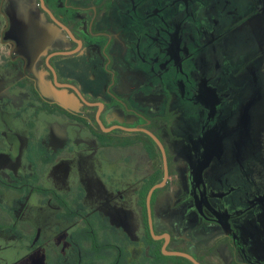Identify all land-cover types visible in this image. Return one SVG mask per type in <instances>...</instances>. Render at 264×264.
<instances>
[{"label": "rangeland", "instance_id": "obj_1", "mask_svg": "<svg viewBox=\"0 0 264 264\" xmlns=\"http://www.w3.org/2000/svg\"><path fill=\"white\" fill-rule=\"evenodd\" d=\"M201 1L202 6H211L204 11L205 16H210L211 23L207 26L202 23L198 25V14L191 5L192 2L196 4L198 0H172V3L176 5L180 6L182 4L185 22L189 25L186 28L190 34H185L183 51L185 56L192 54L191 58L193 57V60L191 63L195 67L197 66L194 80L197 82L198 77L200 78L203 75L202 80L206 81L207 84L209 83L210 87L216 90L212 99L213 107L211 111L200 106H197L196 110L185 108V115L182 116L187 118V121L182 125V129L187 136L191 134L201 144L199 151H197V160H201L203 165L211 164L216 177L219 176L218 174L221 177L227 175L230 181L233 182L235 186L230 191L232 202L227 200L216 202L214 211H212L200 202L185 199L188 197L189 192L192 193L193 189L189 185V171L187 165L181 160V162H178L177 154L173 153L170 156L173 161V181L170 182L164 192L158 194L155 198V211L157 217H160L162 201L170 197L167 202L170 201L171 203L177 195L180 196L181 194L184 200H180L172 208H167L168 212L164 214L163 219L178 238L186 240V244L197 247L201 245L203 240L211 239L214 235H226L228 230L225 225L232 223L235 227L233 230H237L233 232L234 234H230L232 237L230 240L234 245H232V242L229 243V240L222 241L213 254L203 255L202 259L205 264H264V0ZM188 3L191 5L190 7L186 6ZM131 11L133 15L136 14L134 7L131 8ZM153 14L155 16L157 14L159 17L164 16V12L159 11H154ZM163 30L169 31L165 40L162 38ZM131 34L135 36L134 39H137V45H139L141 39L145 38L151 44L163 43L164 51L156 54L161 53L164 57H166L168 51L177 50L178 41L181 40L180 35L173 36L171 28L161 26L157 27L156 30L147 31L145 26L138 24L131 28ZM193 34H195V41L191 40V50L189 51L187 49V38L191 37L193 39ZM173 61V57H169L164 63V68L157 69L154 67L152 68L153 73H162L166 67L165 65L169 63L168 69ZM2 63L3 60L0 58V64ZM7 67H9V70L0 72V74L3 73L0 76V94H2L3 89L18 80L14 78L13 73L15 70L21 69L20 67ZM185 69H187V64L182 67V70ZM205 69L207 72L204 74ZM172 73L173 70L161 74L154 81L155 85L165 82ZM90 75L95 77L92 73ZM179 83L178 86L176 85V89L180 88ZM4 94L12 100L17 108L30 100L22 90H17L15 94L9 91L4 92ZM45 94L52 97V94L48 91H45ZM0 101V138H4V142L0 139V149H7L12 152L8 153L6 151L0 154V177L12 182L9 176L11 173L15 176L35 175L33 166L28 163L26 153L22 154L27 145L23 140L24 135L21 136V141L18 138L22 132L21 120H27V117H30L31 114L26 113L23 119L14 118L13 113H11L13 110L11 106L7 108L8 110L1 107L2 102H6V99L0 97ZM190 105V102H185L186 107ZM26 108H29V106ZM76 109V111L87 114L91 120L95 119L97 109L87 111L83 107L81 109L80 105ZM257 111L262 114L259 122L256 119L251 120V115L254 112L257 113ZM170 115L175 117L176 113ZM194 115H200L204 118L201 122V130L198 129L199 124L193 126L189 122L191 118H195ZM40 118L41 120H37V127L32 126L31 128V124L28 123L26 130H28V133L30 130V134L33 133L35 138L45 136L49 148H51L50 145L53 142V139H51L53 133L51 132H58L57 135L61 134L63 136L59 137L60 141L58 140L61 143L65 142L64 135L68 133L70 136L74 134L76 136L75 141L78 140L81 145H92L89 138L82 136L77 130L71 129L73 124L69 120L52 117L46 113L41 114ZM23 125H25V121H23ZM198 135L200 136L197 138ZM171 140L173 142L167 138L170 150L176 145L174 142L176 137H172ZM66 146L64 147L66 148ZM55 147L59 149L60 145H55ZM19 151L22 155H19ZM14 154L19 156L16 157ZM68 156L70 154L65 151L59 158V161H62L43 175V186L62 195H67L76 188L83 187L82 189H85L88 194L87 199L82 204L85 209L82 208L80 203L76 204L75 202L70 203V208L75 207L86 210L88 217H92V213L98 210L101 216L103 218L107 217L113 222V225L121 222L122 227L125 225L130 230L135 229L138 239L146 237L147 212H142L139 191L143 179L152 170L149 157L145 151L139 147L121 148L114 152L104 153L100 160L86 154H80V158L78 156V159L73 162L65 159ZM104 157L110 158L106 161L114 168L109 167L104 161ZM180 157L179 155V159ZM159 160V165L163 166L161 156ZM108 180L115 184L111 192L106 191V187H103L102 193L100 188L96 190L95 186H92L93 188L86 186V184L93 185L96 181H102L107 183L109 187L111 182L109 183ZM95 194L99 196L97 197ZM101 194L108 195V199L105 201ZM0 196L6 203L11 199L8 197V193L5 194L3 191ZM37 200L38 196L36 194L30 195V200L26 205L18 207L14 215L15 218L22 221L27 220L34 230L39 231V236L41 235L42 239L45 237V239L52 240V244L61 250L66 262L77 264L79 259L76 258L78 255L75 254L74 248L67 245L69 239L60 237L66 235V232H72L73 225L64 217H60V220L57 219V214L54 215L52 210L46 208L48 205L54 211L56 210L53 202L49 200H46V205L42 204V199L40 200V205L45 206L46 213L40 217H35L38 213ZM212 202L213 197L209 199V204ZM205 208L208 216L217 221L214 226L207 225L208 218L202 214ZM196 213L201 215L200 222ZM228 217H233L231 223ZM220 220L224 221V225L219 224ZM49 222L55 226L48 225L45 227V223ZM30 229L28 226L25 229L27 235L34 233V230ZM19 240L21 239L11 237L5 230H0V259L6 248L12 244L11 242H19ZM27 243L29 241L25 239L20 241V244L24 245L26 249H30L31 246L27 247ZM162 246L163 241L160 248ZM172 246L170 245V247ZM31 251V254L26 256L22 263L17 264H45V257L41 249L36 251L34 248ZM15 257V253L12 256L6 255L4 262L0 261V264H12ZM133 258L136 259L134 255ZM174 262V260L169 259L160 264H174ZM181 264L188 263L182 262Z\"/></svg>", "mask_w": 264, "mask_h": 264}, {"label": "flooded vegetation", "instance_id": "obj_2", "mask_svg": "<svg viewBox=\"0 0 264 264\" xmlns=\"http://www.w3.org/2000/svg\"><path fill=\"white\" fill-rule=\"evenodd\" d=\"M3 1L6 4L8 1L12 2L13 0ZM121 1L122 0H103L98 5L93 6V3H88L86 5L80 3L75 4L72 2V0H32V3L29 4V6L34 8V10L44 18L46 23L49 24L57 32V35L52 40L50 50H48L46 54H44L40 58L38 63L39 70L46 73V81L49 85V89L47 88V85L46 88H40L41 85L38 84L37 79L33 74L29 73V65L27 60L18 53L14 46L7 43H5L4 45L0 44V58L5 64V66L3 63L0 64V72H6V70H9V67L7 66H11L12 68H21L20 70H15V72L13 73L14 78H17L18 80L2 90V94H0V97L2 99H6V102H2L1 107H3L2 109H6V107L9 108L11 106L14 111H23V109L28 106H32L33 108H40V104L42 102H45L55 108H60L66 111L71 116H73V118L60 115L58 113L50 114L42 110L39 111V115H34L38 118V121L41 120L40 115L45 113L59 119H67L74 126L79 125L80 127H83L85 131L88 132L90 136H92L97 141L99 147L113 152L121 148H141L148 155L151 164L150 168L152 170L151 173L143 179L141 189L145 184V180L152 176L157 169L162 170L163 180V166L159 165V159L160 156L162 158V154L157 144L148 134L141 131L133 132L128 130L141 128L150 131L162 142L168 158L170 175L167 180L166 186L163 188L164 192L170 182L173 181L172 178L174 177V174L172 173L173 161L170 156L173 153L177 154L179 145H185L184 148L187 149L188 145L191 142V138H195L191 134L187 136L186 132H184V130L182 129V125L187 121V118H184V116H182L185 115V108H193L196 110V107L200 106L204 109L208 108L211 111L213 107L212 99L213 95H215L214 91L216 90L212 89L209 83L207 84L206 81L202 80L203 75L200 76V78L198 77L197 82L196 80H194L195 69L197 66L195 67V65L191 63V61L193 60V57L191 58L192 54H188L187 56H185L183 51L185 34L188 33L189 35L190 33L186 28L189 25L185 22L184 9L181 7L182 4L180 6L176 5L172 3V0H130L131 6L129 7V14L131 16L132 24L130 25L128 32H121L120 30L116 31L112 28H109L108 30L98 31L97 24L102 20V13L106 10V8H110L111 6H113V4H119ZM192 3L191 5L193 6L196 14H198V25H200L201 23L206 26L210 25V16H205L204 11L206 10V8H210L211 6H202L203 4L202 1L200 2V0H198L196 4ZM191 5L189 3L186 4L187 7H190ZM93 7H95V9H93ZM132 7H134V11H136L135 15H133L131 11ZM48 11L59 24L52 18ZM154 11L164 12V16L159 17L157 16V14L155 16L153 14ZM138 24H141V26H145L147 31L152 29L156 30V28L160 26L164 28H171L173 36L177 34V36L180 35L181 37V40L178 41V49L168 51L166 57H164L161 53L156 54L160 51H164L163 43L151 44L145 38L141 39V41H139V45H137V39H134L135 36L131 34V28L137 26ZM168 34V30H163L162 38L165 40ZM191 40L195 41V34H193V39H191V37L187 38V49L189 51L191 50ZM116 45L120 46L122 52L127 51V58L121 56L120 54L119 61L121 66L120 69L117 70L113 68L115 57L112 55V49ZM80 55L84 60L80 63H77L75 65V69H72L73 67H70V65L66 63V61L75 57H79ZM169 57H173V64L168 69L167 66L169 63L165 65L166 67L164 71L160 74L153 73L152 68H164V63L166 60H168ZM98 58L100 63L99 67L97 66ZM127 60H131V66L129 67H127L125 63V61ZM185 64H187V69L182 70V67ZM171 70H173V73L167 78L165 82L155 85L154 81L157 80L161 74H164ZM206 72L207 71L205 69L204 74ZM91 73L94 74L95 77H92L90 75ZM2 74L3 73H1L0 76H2ZM103 78H106L107 80L105 89L102 90L101 88H98L96 90H91V93L87 90V87L101 86ZM178 83L180 84V88L176 89V85L178 86ZM41 87L44 86L42 85ZM17 90H22V92L30 98L29 101L27 100L28 103H23V105H21L19 108L14 106L12 100H10L7 95L4 94V92L7 91L14 92L15 94ZM32 90H35L37 92L36 96L32 93ZM45 91L51 93L52 97L45 94ZM35 98H37V100L41 103L36 102ZM185 102H190L191 105L186 107ZM78 105H80L81 109L83 107L87 111H94L95 109H97L95 119L93 118L91 120L87 114L76 111V107ZM171 113H176L175 117H172L170 115ZM98 114L105 128L114 129L110 132H104L97 122ZM194 116V119H201L202 122V117H200V115ZM27 118V120L23 119V121H25V125H22V132L20 135H24V137H27L26 151L29 147L30 142V133H28V130H26V126L30 117L28 116ZM197 124H199L198 129L201 130L202 123H192L193 126ZM74 126L71 129L75 131L76 129ZM90 127L96 130L99 128L104 133L105 137L102 135L97 136ZM184 136H186L187 139H184ZM199 136L200 135H198L197 138ZM172 137H176V140H174L176 145L174 144L175 147H172V150H170L167 138H169L170 141L173 142V140H171ZM38 139H40L39 141L41 142L42 146H44L47 150L52 151L53 153L61 151V154L58 156L55 162L52 165L48 166L49 168L46 169V171L48 172L51 168L55 167V165L59 161V158L65 151L69 154H73L76 151V146L73 145L75 140L74 135H71L69 137V142L67 143L66 148L64 147L63 149L57 151L49 148L48 143L45 141V136L38 137ZM149 142L153 144L155 151L158 154L157 162L153 161L149 155V151L147 149V143ZM173 149L175 150L174 152ZM8 153L12 152L8 151ZM15 156L18 157V155ZM11 175L13 174L11 173L9 176L11 177ZM20 176L21 175L16 177ZM42 178L43 176L41 177V181ZM0 179L2 178L0 177ZM157 195H153L152 197L153 220L154 202ZM37 196L40 198V200L42 199L39 195ZM28 199H30V195L25 198V203L21 205H26L27 201H29ZM83 200L84 198L81 200V202H79L82 208H84V206L82 205ZM47 207L49 206L47 205ZM53 211L54 210L52 209V212ZM84 211L86 212V210ZM53 213L54 215L57 214V212ZM92 214H98L100 217H102L98 212H93ZM57 219L60 220L61 218L57 215ZM106 219L108 218L106 217ZM17 221L20 224L19 229L25 232V229H27V226H25L26 223L23 224L22 222H20V220ZM108 221L112 227L121 230L127 236L128 241L123 243L119 242V244L116 243V246L114 247L115 251H113L112 253L108 252L107 256H104L103 254V256H101L102 258L96 257L99 260L102 259V263L104 261L103 259L105 258H107L111 262L112 260H115L116 256H122L121 252L123 251V249L121 247L125 246V248H128L134 245H130V238L126 234V232L112 225L109 219ZM79 222L80 221H77L74 224L70 223L72 225H75L73 226L74 228H71L73 231L70 232L68 230L69 232H66V235H63L61 237L69 239L67 245L71 248H74L75 254L78 255L76 259H79L78 262L81 263L82 261L80 260L82 259L80 258H82V254L76 248L77 244L73 243L74 234L80 230L78 227ZM207 222L217 224L215 220L211 219H207ZM33 232L34 233L31 235L35 236L34 240H36L37 246L39 245L43 247L46 260L45 248L49 247L48 245L52 244V240L45 239V237L42 239L41 235L39 236V231L34 230ZM155 232L158 236H162L157 233L156 228ZM168 235L170 236V242L167 246V249L169 251H178L190 254L201 264H205L202 259V257H204L203 255L208 256L213 254L216 247L212 248V246H214L218 241L222 243V240H218L209 247L201 249L198 254L193 255L192 253L183 250L171 249L170 245H172L173 237L171 234ZM145 238L146 237L140 239V241L137 242L136 245L141 248L143 247L145 251H147L148 257L151 259L153 264L162 263L163 261L156 262L152 257H150V247L144 243ZM162 241L164 246V240L156 242H159V244H161ZM232 245H234L233 242ZM162 248H160V250L164 257L169 258L170 260L172 258H179L165 256L162 252ZM124 257L128 264L129 260L127 259H129V257ZM174 264L181 263L175 261Z\"/></svg>", "mask_w": 264, "mask_h": 264}, {"label": "crops", "instance_id": "obj_3", "mask_svg": "<svg viewBox=\"0 0 264 264\" xmlns=\"http://www.w3.org/2000/svg\"><path fill=\"white\" fill-rule=\"evenodd\" d=\"M103 0H72L73 3L75 4H88V3H93L94 5H98L100 2H102ZM32 3V0H13L12 2H7L5 4V2L3 0L0 1V44L4 45L5 43L12 45L15 47V49L18 51V53L23 56V58H25L28 62L29 65V73L33 74L34 77L37 79L38 84H40L41 86L43 85L44 87L40 88H46V85L48 86L47 88L49 89V85L46 81V73L43 71L39 70V60L40 58L46 54V52L48 50H50L51 48V44H52V40L53 38H55V36L57 35L56 30H54L49 24L46 23V21L44 20V18L34 10V8L30 7L29 4ZM130 0H122L119 4H113V6H109L110 8H106V10L102 13V20L97 24V30L98 31H103V30H108L109 28H112L116 31L120 30L121 32H128V29L130 28V25L132 24V20H131V16L129 14L130 12ZM93 9H95V7H93ZM127 51L126 52H122L120 49L119 45H116L113 49H112V55L115 57V62H114V69H120V61H119V56L121 54V56L127 58ZM84 59L83 57L80 55L79 57H75L73 59H70L68 61H66V63H68L70 65V67H73L72 69H75V65L77 63L82 62ZM131 60H127L125 61L127 67L131 66L130 64ZM97 66L99 67L100 63H99V58L97 59ZM67 75V74H65ZM1 84V81H0ZM107 85V80L106 78H103L101 86L98 87H87V90L90 91V93L92 92L91 90H96L98 88H101L102 90L105 89ZM51 90V89H50ZM253 119H256L257 122H259V119L262 117V114H259L258 111L257 113L254 112V114L251 115ZM206 118V117H205ZM204 120V118H202V121ZM189 122L192 123H201V119H194L191 118L189 120ZM74 126V125H73ZM79 125H75V129L81 133L82 136H86L87 138H89V140L91 141L92 145H88V146H83L81 145L78 140H74V146L75 147V152L73 154H70V156H68L67 160L69 161H74L77 160L78 158H80V154H86L87 156H91V157H95L98 158L99 160L102 159V155L106 152H111L110 150L107 149H103L101 147H99L97 141L90 136V134L88 132H86L84 130L83 127H78ZM185 132V131H184ZM53 134V142L50 145L51 149L54 151L63 149L64 146L67 145V143L69 142V137L70 135H68V133H66L65 136V142L61 143L59 142V137H63L61 134L57 135L58 132H52ZM51 134V133H50ZM74 135V134H73ZM72 135V136H73ZM187 135V134H186ZM75 139L76 136L74 135ZM184 139H187L186 136H184ZM18 138L21 141V136H18ZM23 140L26 142L27 144V137L25 136L23 138ZM59 140V141H58ZM58 141V142H57ZM77 142V143H76ZM21 145V144H20ZM55 145H60L59 149H57V147H55ZM185 145L178 146V152H177V156H178V162H184L187 167H188V171H189V185L192 186V193L189 192L188 197H186L185 199H189L190 201L193 202H200L201 204H203L204 206H207L208 209L214 211V204H216V202H224L225 200H227L228 202H232V199L230 198V191L232 190V188L235 186L233 184V182L230 181V179L228 178L227 175H225L224 177H221L220 174H218L219 176L216 177L214 169L212 168L211 164L209 165H203L201 160H197V151H199L200 149V144L198 141H196L195 138H191V142L188 145V148L185 149L184 148ZM27 145L25 146L23 153L26 151ZM21 150V149H20ZM264 153V150H263ZM19 151V155H22ZM69 154V153H68ZM18 155V156H19ZM179 155L181 156L179 159ZM76 156V157H75ZM79 156V157H78ZM78 157V158H77ZM104 161L107 163L106 160H110V158L108 157H104ZM64 160V159H63ZM181 160V161H180ZM62 161V160H60ZM60 161L55 165V167L60 163ZM108 164V163H107ZM109 165V164H108ZM53 167V168H55ZM109 167H111V165H109ZM114 168V167H111ZM264 178V175H263ZM108 182L110 183L111 181L108 180ZM111 185H107V183H104L102 181L98 182L96 181L95 184L90 185V184H86V186L88 188H93L92 186H95V189L99 190L102 192L103 187H106V191L111 192L114 189L115 185L113 182L110 183ZM83 188V187H82ZM108 189V190H107ZM85 191V197L83 200V204L84 201L87 199V192L85 189H83ZM90 191V189H89ZM163 192V191H162ZM161 192V193H162ZM103 193V192H102ZM95 196H99L97 194H95ZM108 196V195H107ZM105 195L101 194V197H103V199L106 201L108 199V197ZM183 195L180 194L177 195L175 197V200L172 201L170 203L167 202L168 199H170V197H168L166 200L162 201V209L160 211V217H157V212L155 211V206H156V200L154 202V224H155V228L156 231L159 235H163V234H171L173 237V241H172V247L171 249L175 250H183L186 252H190L193 255L198 254V252L201 249L207 248L210 245H212L214 242L218 241V240H229V242H232L230 240L231 235L230 234H234L233 232H236L237 230H233L235 229L234 224H230V225H225V227L227 228V232L226 235L223 234H218V235H214L211 239H205L201 242L200 246H193L190 244H186V240L183 238H178L171 230V228L167 225L168 223L163 219L164 214H166L168 212L167 208H172L174 207L180 200H184L182 199ZM213 197V202L209 204V199ZM30 200V199H28ZM28 202V201H27ZM37 206H38V213L37 216L35 217H40L41 215H43L44 213H46L45 209L43 206L40 205V198L38 197V200L36 202ZM23 206V205H22ZM47 209H49L48 207H46ZM56 212L57 209L55 210ZM96 212H98L100 214V212L97 210ZM204 215L207 216L208 219L211 220H215L213 217L208 216V214L206 213V208L204 209V212L202 213ZM199 222H200V218L201 215L196 213ZM47 218V217H45ZM56 219V218H55ZM230 223L232 222L233 217H228ZM227 220V219H226ZM27 220H20V222H22L23 224L26 223ZM221 222H219V224L224 225V221L220 220ZM111 224L113 225V222L110 220ZM217 222V221H216ZM115 223V222H114ZM45 227H47L48 225L54 227L55 225L51 222L49 223H45ZM118 224V225H117ZM114 224L115 227L122 229L124 232H126V234L129 236L130 238V245H133L131 247L125 248L121 247L123 249V254L124 256L129 257L128 264L131 263H146V262H152L151 259L148 257V253L147 251H145V249L142 247L137 246V242L140 241V239H138V234L137 232L134 230H130L128 229V227H126L124 225V227H122V223H117ZM226 224V223H225ZM208 226H214L215 224L209 223L207 222ZM75 226V225H73ZM231 228V229H230ZM21 230V229H20ZM23 231V230H21ZM25 233V232H24ZM11 237L17 238V239H21L18 241H12L10 244V246L8 248H6L4 254L2 255V258L0 259V261L4 262L3 260H5L6 255H11L13 253H15L16 257L13 261L12 264H17V263H22L23 260H25L24 258L26 256H28L29 254H31V250L32 249H36V251L40 250L42 251L43 255H44V249L42 246L35 247L37 246L36 244V240H33L32 243L29 241V243H27V247L31 246L30 249H26V247L22 244H20V241H24V239L26 240V236L25 237H18L16 235L10 234ZM25 235H27L25 233ZM61 237V236H60ZM224 239V240H223ZM51 240V239H48ZM25 244V242H24ZM36 244V245H35ZM136 245V246H135ZM238 246V245H237ZM241 247H243L241 245ZM35 251V250H34ZM129 251V252H128ZM126 254V255H125ZM129 254V255H128ZM133 255L136 257V259L133 258ZM45 257V255H44ZM12 261H8V262H12ZM136 261V262H135ZM45 264H46V260H44Z\"/></svg>", "mask_w": 264, "mask_h": 264}, {"label": "trees", "instance_id": "obj_4", "mask_svg": "<svg viewBox=\"0 0 264 264\" xmlns=\"http://www.w3.org/2000/svg\"><path fill=\"white\" fill-rule=\"evenodd\" d=\"M32 93L35 96L37 95V92L35 90H32ZM35 101L41 103L37 100V98H35ZM5 110H8L7 107ZM42 110L50 114L58 113L60 115L73 118V116H71L66 111L60 108H55L45 102H42L40 104V108H33L32 106H29V108L25 107L23 111L12 110L11 113H13L12 116L14 118L22 119L26 113H30L31 116L28 120V123L31 124L32 128V126L37 127L38 118L34 115H39V111ZM21 125H23V120H21ZM91 130L97 136L102 135L105 137L104 133L99 128L97 130L91 128ZM0 139L4 142L3 137H1ZM39 140L40 139L35 138L33 133L30 134L29 147L26 151L27 160L33 165L35 175H21L20 177L11 175L12 182L0 179V194L3 191L5 192V194L8 193V197L11 198L8 203L4 202V200L0 198V230H5L7 234H13L20 238L26 236V240L32 243V241L35 239V236L25 235L24 231H21L19 229L20 224L14 215L18 210V207L21 204L25 203V198L35 193L43 199V204H46V200L53 202V205L58 211V217H64L72 224L80 221V224L78 225L80 230L77 231L73 237V243L77 244L76 248L82 254V258H80L82 259L80 260L82 262H77V264H127L123 251L121 252L122 256H116L115 260H112L111 262L107 258H105L103 259L104 261L102 263V259L99 260L98 258H96H102L101 256H103V254L104 256H107L108 252L112 253L113 251H115L114 247L116 246V243L119 244V242H126L128 241V238L121 230L112 227L108 219L102 218L98 214H93V219H91L92 217H88L87 213L84 210L75 207L70 208V203L75 202L77 204L84 198L85 192L82 188L78 187L73 192L67 195H62L43 186L44 184L41 181V177L46 172H48L46 171V168H49L48 166L52 165L55 162V160L61 154V151L53 153L52 151H49L44 146H42ZM147 149L149 151L151 159L157 162L158 154L156 153L155 148L153 144H151V142L147 143ZM6 151L8 152L7 149H0V154ZM161 180V169H157L152 176L145 180V184L140 191V205L143 213H146V197L149 190L154 185L158 184ZM162 191L163 189L158 190L154 195H157ZM48 208L52 210V208ZM145 223L147 236L144 239V243L150 247V257H152L156 262H162L169 259L162 255L159 242H156L151 238L148 231L147 221ZM25 226H28L29 229H34L29 222H26ZM219 243L220 242L218 241L214 246H212V248L217 247ZM61 253V250L55 247L54 244H50L49 247L45 248L46 264H75L74 262H66L64 255ZM172 259L178 263L186 262L188 264H192L186 259Z\"/></svg>", "mask_w": 264, "mask_h": 264}, {"label": "water", "instance_id": "obj_5", "mask_svg": "<svg viewBox=\"0 0 264 264\" xmlns=\"http://www.w3.org/2000/svg\"><path fill=\"white\" fill-rule=\"evenodd\" d=\"M49 14H50V12H49ZM52 18H53V16H52ZM79 45H80V43H79ZM97 122H98V124L100 125L101 129L104 132H110L111 130L114 129V128H110V129L105 128V126L103 125V123L100 120L99 114L97 116ZM128 131H133V132L141 131V132H144V133L148 134L154 140V142L157 144V146L159 147V149L161 151V154H162V158H163V175H164L163 176V180L160 183L154 185L150 189V191L148 192L147 198H146L148 227H149V232H150L151 237L154 240H156V241H160V240H164L165 241V244H164V246L162 248V252H163V254L165 256L179 257V258L187 259L188 261H190L193 264H201L200 262H198L190 254H187V253H184V252H178V251H169L167 249V246H168V244L170 242V236L168 234H165V235H162V236H158L156 234L155 228H154L153 211H152V197H153L154 193L157 190L163 189L166 186V184H167V180H168L169 175H170L167 154H166V151H165V148H164V145L162 144V142L153 133H151L150 131L145 130V129H141V128L129 129Z\"/></svg>", "mask_w": 264, "mask_h": 264}]
</instances>
